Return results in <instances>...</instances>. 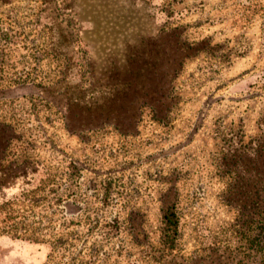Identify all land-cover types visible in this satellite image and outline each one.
Segmentation results:
<instances>
[{
  "label": "rangeland",
  "instance_id": "1",
  "mask_svg": "<svg viewBox=\"0 0 264 264\" xmlns=\"http://www.w3.org/2000/svg\"><path fill=\"white\" fill-rule=\"evenodd\" d=\"M195 1L0 0V264H264V0Z\"/></svg>",
  "mask_w": 264,
  "mask_h": 264
},
{
  "label": "crops",
  "instance_id": "2",
  "mask_svg": "<svg viewBox=\"0 0 264 264\" xmlns=\"http://www.w3.org/2000/svg\"><path fill=\"white\" fill-rule=\"evenodd\" d=\"M165 4L167 7H165V17H166V23L170 24L171 20L174 21L175 17L174 14H177L178 12L184 13L189 12L190 9V1L191 0H165ZM237 1V0H236ZM235 0H231L229 6H226L225 0H214L212 4H206V0H196L195 2L199 4V6H202V12L203 15L198 14L196 18L194 16L190 19H192L197 25L198 30L201 29L202 26H227V25H233L235 23V18H239V15L233 10V3L236 2ZM228 5V4H227ZM209 10V11H208ZM190 15V12H189ZM185 17V16H184ZM201 31V30H200ZM214 38H219L217 36H214ZM223 39V38H222Z\"/></svg>",
  "mask_w": 264,
  "mask_h": 264
},
{
  "label": "trees",
  "instance_id": "3",
  "mask_svg": "<svg viewBox=\"0 0 264 264\" xmlns=\"http://www.w3.org/2000/svg\"><path fill=\"white\" fill-rule=\"evenodd\" d=\"M169 217H170V216H167V215H165V216L163 217V219H164V224L166 223V225H168V223L171 222V224L175 225L174 220L171 219V218H169Z\"/></svg>",
  "mask_w": 264,
  "mask_h": 264
}]
</instances>
